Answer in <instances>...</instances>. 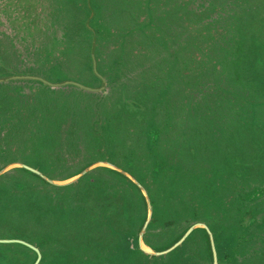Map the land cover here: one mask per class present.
Segmentation results:
<instances>
[{
    "label": "rangeland",
    "instance_id": "rangeland-1",
    "mask_svg": "<svg viewBox=\"0 0 264 264\" xmlns=\"http://www.w3.org/2000/svg\"><path fill=\"white\" fill-rule=\"evenodd\" d=\"M83 4V0H0V136L4 134L6 141L0 144V170L11 163L25 164L22 161L4 164L3 159L22 156L32 149L26 145L31 143L34 136L32 132L34 127L27 124L36 115V109L33 107L61 95L79 96L85 104L93 103L99 99L98 94L95 93L104 91L106 88L112 101L119 97L118 86L107 85L104 77L105 87L98 91H88L75 85L65 84L86 91L72 90V94L67 91L59 93L60 90L57 88L65 85L52 87L34 79L2 80L17 75H29L43 78L51 83L71 81L90 88H100L102 81L99 84L87 77H81L80 72L87 69L84 57L86 49L79 54V59L73 57L80 52L77 46L64 47L58 51V56H55L53 51L55 36H59L60 39L64 30L63 27L62 29L60 26H58L59 29L55 27L54 8L56 10L61 8L66 19L72 18L75 13L80 20H85L87 14L83 11ZM133 5L137 8H134L132 14L120 10L118 15L117 10H114L121 6L130 9ZM101 6H103V0H88V7L92 8V11L98 10ZM106 7L112 14L108 18L112 27H118L117 25L123 20L130 25L131 17L132 21L139 16H143V20H147L148 16L149 20L154 17L153 22H159L160 19L163 32L169 40L174 41L175 47L166 50L165 55H162L163 65L165 61L170 65L167 70L164 67L165 73L161 74L162 84L157 89L160 95L158 98L161 97L160 110L153 109L156 100L151 99L150 95L154 92L148 87L146 96L139 94L138 98H144L142 100L146 107L144 114L151 122V126L156 125L155 116L158 114L160 121L158 129L161 135L159 146L163 151H170L175 147L179 149L181 159H183V152L187 149L195 153L193 156L195 160L191 162L189 160L191 156L185 157L189 162L182 165V168L185 165L195 167L194 169L201 173L211 168L226 170L230 175L231 172L241 173L240 188L242 191L246 190L249 204L257 209L238 219L237 208L236 214L230 217L233 222L229 225L234 229L237 228L238 235L242 234L244 230L254 225L256 214L264 209V0H113V3L106 0ZM106 14L104 13L103 16ZM92 17L93 14H90L89 19L86 20L88 25ZM101 18L102 14L97 12L96 20H94L96 27ZM102 22L100 21V24ZM66 29L68 35L76 32L70 23L66 25ZM43 42H47L46 48ZM40 53L44 55L41 62H39ZM92 53L93 50H91ZM125 59L128 63L123 67L127 76L124 79L126 87L123 94L131 95L136 99L137 94L133 93L131 86L138 80L139 67L134 66L127 57ZM94 64L96 67L95 60H93V67ZM104 66H107L106 63ZM172 71L173 75L170 74ZM63 72L66 74L61 75ZM140 100L136 101L141 102ZM27 114L30 116H27L28 119L25 118ZM25 119L27 121H24ZM125 125L128 131L133 133H129V139L131 137L137 139L132 141L130 153L127 150L128 158L133 151L132 145H135L138 151H142L141 140L145 131H142L140 125L132 120L125 121ZM90 139L92 138H87L88 141ZM93 140L96 143L97 139L93 138ZM126 144L127 142L116 141L115 146L118 145L119 149H122ZM31 165L35 166L33 163ZM144 168L148 169V165ZM16 169L23 168L14 167L0 176L1 193L7 186L5 184L11 183L9 177L17 174L13 172L6 179L2 177ZM99 169L108 168L96 167L87 173L94 171L90 176L84 178L87 175L85 174L77 181L64 186L49 184L41 178L55 188L42 189L44 196L40 195L38 203L28 202V198L24 200L17 198L10 207L11 210H16L15 216L10 220L0 221V232L18 228L22 232L37 233L36 224L47 220L46 215L51 214L50 219L60 227L57 230L63 232L61 237L65 235L64 232L70 233L77 229L73 232L75 233L74 241L82 249L87 248L89 255H99L98 257L103 260L101 263L213 264L211 248H209L211 256L207 258L200 233L194 235L185 246L182 247L187 239L165 255L150 256L140 250L138 246L140 230L136 235L130 234L133 228L132 219L142 214L136 206V197L134 198L130 191L116 198L112 193L109 194L113 197L104 195L110 192L106 186L102 190H97L93 186L95 179L105 177L108 183L110 178L108 173ZM234 176L239 174L236 173ZM47 177L56 181L69 178ZM136 180L139 182L137 178ZM159 187H162L161 181L155 185L156 190ZM150 188L153 187L150 186ZM190 188L193 195L200 200L204 199L202 195H206L207 192L214 193L213 185L209 181H197ZM126 189L130 190L128 186ZM148 197L151 203L149 194ZM56 201H58L57 204ZM188 203L186 198L179 199L177 205L180 213L175 215H172L171 202L165 200L161 204L155 203L154 206L151 203L152 216L154 214L156 222L151 226L152 232L149 239L156 241L157 245L173 241L170 246L179 240L188 229L184 230V227L189 222L185 221L181 224L184 214L187 215L190 212V208L189 211L185 208V204ZM102 205H110L106 208L108 216H104ZM2 215L4 210H0V218ZM175 219L177 220L174 222H180L169 224ZM100 220L104 221L102 226L99 225ZM162 227L164 229H161ZM65 228L68 231H65ZM161 230H164L163 234H160ZM55 245L56 250L50 251L47 247L43 250L37 247L41 253L38 264H48L47 261L54 257L55 252L57 257L64 254L65 249H62L64 246L60 243ZM146 245L148 246L147 243ZM15 249V247H6L0 250L8 254L9 264L35 262L37 255L33 250L34 254L25 249ZM190 251L194 253L193 259L184 260L185 254ZM223 260V264H230L228 258ZM231 264H236L233 259Z\"/></svg>",
    "mask_w": 264,
    "mask_h": 264
},
{
    "label": "trees",
    "instance_id": "trees-1",
    "mask_svg": "<svg viewBox=\"0 0 264 264\" xmlns=\"http://www.w3.org/2000/svg\"><path fill=\"white\" fill-rule=\"evenodd\" d=\"M83 1V11L87 14L85 20H80L75 13L72 18L66 19V15L64 16V12L61 8H58V10L54 8L55 12H53V15L55 17V27L59 29L58 26H60V28L62 29L63 27L64 30L63 36L60 39L59 36H55L53 51H55V56H58V51H61L64 47L69 48L71 46H77L80 52L73 57L79 59V54L82 53L83 49H86L84 57L87 69L80 72L81 77H87V79L93 82L101 83V79L96 76L93 71V60H95L97 73L106 79L107 85L111 84L112 86H118L117 95L119 97H117L115 101H112L108 93V88H106L104 91L95 93L98 94L99 99L89 104H85L79 96L71 97L68 95L56 96L52 100L38 104L33 107L36 109V115L32 118L34 120L31 119L27 122L30 127H34L32 131L34 133L33 139L31 143L26 145L32 147V149L22 154V156L10 159L4 158V164L22 161L51 178L65 179L78 173L96 160H107L135 176L146 188L153 206L155 203L161 204V202H165V200L171 202L172 205L170 206L173 209L172 215H175L180 213L177 201L186 198L189 203L185 204V208L188 211L190 208V212L186 210L188 213L187 215L184 214L181 224L185 223V221L189 222L184 227V230L195 222H203L209 227L213 233L219 264L224 263V258H228V263L230 264L232 259L236 264H264V209L260 211L263 215H260V213L256 214L257 217L255 216L254 225L244 230L240 235L237 233V228L234 229L233 226L229 225V223L233 222L230 220V217L236 214L237 208L239 214L238 219L257 210L255 207L252 208L251 204H249L246 190L242 191L240 188V183L242 181L240 180V178H242L241 173L231 172L230 175L226 170L217 167L216 170H214V168L209 170L205 169V173L198 172L194 169L195 167L186 165L182 168V165L187 161L189 162L190 160L191 162L195 160L193 157L195 155L193 150L187 149V151H184L183 159H181L179 149L175 147L174 149H170V151H163L161 146H159L161 135L158 129V122H160L158 114L155 116V126H151V122L148 121V117L144 114L146 111L145 104L142 101L144 98H138V95L143 94L146 96V90L148 91V88L151 89L154 94H151L152 96L150 95V97L156 100L155 108L153 109L160 110L161 103L159 99H161V97L158 98L160 95H158L157 89H159L162 84L163 78H161V74L165 73L164 67H166L167 70L168 65H170L169 62L167 63L166 61L163 65L162 55H165L166 50H171V48L175 47L174 41L169 40L163 32L160 19L159 22L154 23V17H151L149 20L148 16L147 20H143V16H139V18L133 21L131 17L129 19L131 23H129L131 26H134L133 28H131L125 20H123V22L119 20L120 23L117 25L118 27L114 28L109 24L110 20H108V18L111 17L112 14L109 13L110 11L106 7V0H103V6L98 8V10L94 9V11H92V8L88 7V0ZM108 2L113 3V0H108ZM134 8L137 7L133 5V7L128 9L125 6H121L120 8L116 7L114 10H117L118 15H120V10L132 14L134 13ZM97 12L102 14V18L98 21V27L94 25ZM104 13H107L106 16H103ZM90 14H93V17L91 23L88 25L86 20L89 19ZM100 21H103L102 24H100ZM68 23H70L76 31L71 35H68L69 33L66 29ZM117 29H120V31H117ZM133 34L136 35L133 36ZM45 44H47V42H43V45ZM47 45H45L44 48H46ZM91 50H93L92 54ZM43 57L44 55L40 53L39 62L42 61ZM126 57L128 61L131 60V62H133L134 66L139 67L138 80L131 86L133 93L137 94L136 99L131 95L128 96L125 93L123 94L124 88L126 87L124 79L127 77L126 73L123 71L124 65L128 63L125 59ZM104 63H106L107 66H104ZM173 73V71L170 72L172 75ZM65 74L66 73L63 72L61 75ZM99 84L98 86H100ZM57 89L60 90L59 93L67 91L72 94V90L86 92L71 85H65ZM137 99H141V102L136 101ZM28 115L29 114L25 115V118H27ZM130 120L138 123L140 129L145 131V134L141 140L143 144L142 151H138L135 145H132L133 151L130 157L127 158V150H129L130 153L132 141H137L134 137L129 139V133H133L128 131L125 121ZM24 121L27 120L25 119ZM4 136V134H1L0 144L6 142ZM87 138L92 139L88 141ZM93 138L97 139L96 143ZM92 140L93 143H91ZM116 141L127 142V144L124 145L122 149H119L118 145H116L118 148L115 146ZM184 154L186 156H184ZM189 156H191V159L188 160L185 158ZM32 163L35 166H32ZM145 165H148V169L144 168ZM99 170L108 173L110 178L108 183L106 182L108 179L105 177L95 179L93 181V186L97 190H102L104 186H106L110 189V192L104 195L109 196V193H112L115 194L116 198L120 197L126 191H130L132 195H134V198L136 197V206L142 212L141 216L132 219L133 228L130 234L136 235L142 226L146 214V206L141 192L125 176L113 170ZM13 172L17 175L13 177L10 176L9 180H11V183L5 184V186H7L4 192H0V210H4V215L0 218L2 222L10 220L15 216L16 210H11L10 207L13 202L15 203L17 198L21 200L28 198V202L32 203V201H35L38 203L39 198L44 196V194H42V189L50 187L55 188L43 181L36 174L25 169L12 170L5 174L2 179H6L7 176ZM93 172H90L84 176V178L90 176ZM236 173L239 174V176H234ZM160 181L162 187L156 190L155 185H158ZM197 181H209L213 185L214 193L207 192L206 195H202L204 196V199H201L202 202L200 198L193 195L190 188L191 185H195ZM127 186L130 190L126 189ZM150 186L153 188L151 189ZM57 203L58 201H56V204ZM108 207H110V205L102 207L104 216H108L109 214L106 210ZM50 217L51 214H47V220H43L36 224V229H38L37 233L22 232L18 228L13 230L6 229L4 232H0V238L25 240L38 247L40 250H43L45 247L48 249L50 248L49 251L52 249L56 250L57 246L55 244L60 243L64 246V248H62L65 249L63 250L64 254L57 257L58 255H56L55 252L53 254L54 257L47 261L48 264H105L101 263L103 260L98 257L99 255H89L87 248L82 249L81 246L74 241L75 233L73 232H76L77 229L70 231V233L64 232L65 235L61 237V233L63 232L57 230L60 227L57 226V223L51 220ZM177 219L172 220L169 224H172V222L176 224L179 223L180 221L174 222ZM155 222L156 218L153 214L145 232L144 241L152 249L164 250L170 246L173 241L157 245L156 241H151L149 239L152 232L151 226ZM103 224L104 221L100 220L99 225L102 226ZM160 225L161 223L159 226ZM161 229L164 228L162 227ZM256 229H258V231H255ZM64 230L68 231L66 228ZM163 232L164 230H161L160 234H163ZM198 233L201 235L208 258L211 256L209 250L210 243L208 235L203 229L194 230L182 247ZM6 247H15V250L25 249L34 254L31 249L21 244H0V250ZM0 252V264H9L10 260L8 254L6 252ZM193 257L194 253L190 251L185 254L184 260L189 259L187 261H191Z\"/></svg>",
    "mask_w": 264,
    "mask_h": 264
},
{
    "label": "water",
    "instance_id": "water-1",
    "mask_svg": "<svg viewBox=\"0 0 264 264\" xmlns=\"http://www.w3.org/2000/svg\"><path fill=\"white\" fill-rule=\"evenodd\" d=\"M94 72L95 74L101 79L102 81V85L100 88H90V87H86L83 84L77 83V82H71V81H64L61 83H51L47 80H44L43 78L40 77H36V76H29V75H17V76H12L10 78H5L2 79L3 81H6L8 79H34V80H39L42 83H44L45 85L48 86H52V87H57L60 85H65V84H71V85H75L81 89L84 90H88V91H98V90H103L105 87V80L103 77H101L97 71H96V67L94 64ZM14 167H19V168H23L25 170H28L34 174H36L37 176H39L40 178H42L43 180H45L46 182H48L49 184L52 185H56V186H64V185H68L71 184L75 181H77L78 179H80L81 177H83L85 174H87L90 170L96 168V167H106L108 169H111L113 171H116L120 174H122L123 176L127 177L142 193L145 203H146V210H147V214H146V218L145 221L140 229V232L138 234V246L139 249L142 250L144 253L150 255V256H161V255H165L167 253H170L171 251H173L174 249H176L177 247H179L188 237L189 235L197 228H202L206 231L208 238H209V243H210V248H211V252H212V257H213V264H218V260H217V253H216V248H215V244H214V238H213V233L211 232V230L209 229V227L204 224V223H195L193 225H191L185 232L184 234L181 236V238L179 240H177L172 246H170L169 248L165 249V250H161V251H155L153 250L151 247H149V245L147 246L146 243L143 240V235L144 232L149 224V221L151 219L152 216V207H151V203L148 197V193L145 190V188L136 180V178L134 176H132L130 173H128L127 171L119 168L118 166L107 162V161H96L92 164H90L89 166H87L86 168H84L82 171H80L78 174L69 177L66 180L63 181H56L53 179L48 178L47 176H45L43 173H41L39 170L27 165V164H23V163H11L7 166H5L4 168H2L0 170V176L2 174H4L5 172H7L9 169H12ZM0 243H18V244H22L28 248H30L31 250H33L36 255L37 258L35 260V262L33 264H38L40 259H41V253L39 251V249L24 241L21 239H0Z\"/></svg>",
    "mask_w": 264,
    "mask_h": 264
}]
</instances>
